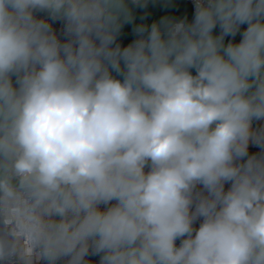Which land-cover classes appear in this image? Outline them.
<instances>
[{
    "label": "clouds",
    "instance_id": "obj_1",
    "mask_svg": "<svg viewBox=\"0 0 264 264\" xmlns=\"http://www.w3.org/2000/svg\"><path fill=\"white\" fill-rule=\"evenodd\" d=\"M194 7L0 0V264H264V0Z\"/></svg>",
    "mask_w": 264,
    "mask_h": 264
},
{
    "label": "rangeland",
    "instance_id": "obj_2",
    "mask_svg": "<svg viewBox=\"0 0 264 264\" xmlns=\"http://www.w3.org/2000/svg\"><path fill=\"white\" fill-rule=\"evenodd\" d=\"M172 0H143L145 6L141 7L137 4H134L130 0H126L128 8L131 13V20L128 22H123L122 27L120 29L118 37L123 38L127 42V46L131 43V40L135 37L134 29L138 26L144 25L150 31L151 25L153 23L159 24L161 20L164 18H169V13L167 10L168 4H170ZM171 14V12H170ZM183 16L181 15V18ZM162 34L164 33V26L161 25ZM148 35L147 32L144 33V37L146 38ZM166 38V37H165ZM114 77L117 79H121L122 77L116 76V73H112ZM258 124L254 123L253 129H260L264 127V120L257 121Z\"/></svg>",
    "mask_w": 264,
    "mask_h": 264
},
{
    "label": "built area",
    "instance_id": "obj_3",
    "mask_svg": "<svg viewBox=\"0 0 264 264\" xmlns=\"http://www.w3.org/2000/svg\"><path fill=\"white\" fill-rule=\"evenodd\" d=\"M132 1V0H130ZM143 1V0H142ZM180 1L181 3L185 4L193 13H195V7H194V0H178ZM34 16L37 18V19H44L46 20L48 23H50L51 27H52V30L54 31V33L57 35V38L61 40V42H65L64 40V37L62 35V31H63V28H64V24L62 21H52L50 18H49V13H47L46 11L45 12H34ZM140 38H145V37H141L137 34H135V37L131 40V43H133L135 40L137 39H140ZM130 43V44H131ZM253 123L255 124H258L257 123V120H253ZM261 151V149L257 146H249V154H254V153H259ZM239 163V161L237 162ZM148 167H146L145 171H148ZM228 188H230V184H226L225 185V191L228 190ZM197 193H201L203 195H207L206 191L203 189V186L202 185H197L196 188L193 190V196L195 197ZM113 203H115L113 201ZM101 208L103 209L104 206L101 205ZM194 210V208H193ZM202 222V220H197L195 223H194V228L198 229L199 228V225L200 223ZM177 243V246L180 245L181 241L180 239H178L176 241ZM85 259L89 262V264H99V261H100V257L99 256H86ZM41 264H45L44 261H41ZM57 264H64V261L63 260H60L57 262Z\"/></svg>",
    "mask_w": 264,
    "mask_h": 264
},
{
    "label": "crops",
    "instance_id": "obj_4",
    "mask_svg": "<svg viewBox=\"0 0 264 264\" xmlns=\"http://www.w3.org/2000/svg\"><path fill=\"white\" fill-rule=\"evenodd\" d=\"M182 5H183V3H181L178 0H172L170 2V4H168L167 10L169 13V19H171L173 21H179L181 19H184L186 21V15L187 14L182 15V14L177 12V10H179V9L181 10ZM170 12H171V14H170ZM181 15L183 16L182 18H181ZM246 28H247V24L241 25L240 31L235 35V37L226 36L225 37V45L230 41L239 42L242 39V33L244 30H246ZM220 31H221V29H220L219 25H217V27L213 30V35H219ZM118 38H121V37H118ZM252 127L254 128L253 122H252ZM249 146H254V145H252V143L250 142Z\"/></svg>",
    "mask_w": 264,
    "mask_h": 264
},
{
    "label": "water",
    "instance_id": "obj_5",
    "mask_svg": "<svg viewBox=\"0 0 264 264\" xmlns=\"http://www.w3.org/2000/svg\"><path fill=\"white\" fill-rule=\"evenodd\" d=\"M178 13L182 14V15H186L188 10H187V6L185 4L182 5L181 10H177ZM116 44L120 45L121 49L127 47V42L126 40L122 39V38H118L116 37V41L115 43L112 45V47H115Z\"/></svg>",
    "mask_w": 264,
    "mask_h": 264
},
{
    "label": "trees",
    "instance_id": "obj_6",
    "mask_svg": "<svg viewBox=\"0 0 264 264\" xmlns=\"http://www.w3.org/2000/svg\"><path fill=\"white\" fill-rule=\"evenodd\" d=\"M194 15H195V13H193V12L188 8V12H187V15H186V22H187V23H192V22H194ZM117 37H118V36H117ZM191 71H192V74H193V75L196 74L195 69H192ZM12 79H13V83L15 84L16 77L13 76Z\"/></svg>",
    "mask_w": 264,
    "mask_h": 264
}]
</instances>
